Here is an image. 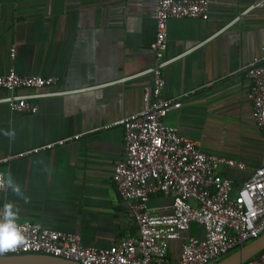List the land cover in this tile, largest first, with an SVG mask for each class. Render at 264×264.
<instances>
[{
	"label": "crops",
	"instance_id": "1",
	"mask_svg": "<svg viewBox=\"0 0 264 264\" xmlns=\"http://www.w3.org/2000/svg\"><path fill=\"white\" fill-rule=\"evenodd\" d=\"M212 0L206 20L167 21L163 98H178L165 122L204 152L241 160L245 170L222 167L234 190L263 163L264 130L247 97L244 66L264 45V4ZM156 0H0V74L54 76L57 92L38 100L34 114L12 112L0 101V174L10 172L29 198L0 190L18 222L73 232L86 246L110 247L136 233L118 194L113 167L124 151L117 120L139 110L155 62ZM14 56L11 57V49ZM0 89V98L7 95ZM112 124L103 128L104 125ZM5 131H14L9 138ZM70 142L34 151L48 142ZM151 207L168 210L170 196L153 195ZM192 222L185 235L202 236ZM183 240L170 243L176 260Z\"/></svg>",
	"mask_w": 264,
	"mask_h": 264
},
{
	"label": "built area",
	"instance_id": "2",
	"mask_svg": "<svg viewBox=\"0 0 264 264\" xmlns=\"http://www.w3.org/2000/svg\"><path fill=\"white\" fill-rule=\"evenodd\" d=\"M211 1L156 0L155 34L150 43L155 62L141 72L152 75V86L144 88L139 110L115 122L123 129L124 151L113 167L112 179L127 203L136 233H127L113 246L95 247L83 245L73 232L17 221L26 241L2 255L42 253L81 264H215L264 233V161L234 190L233 181L220 169L245 170L243 161L204 152L196 141L165 122L168 112L181 106L178 98L161 96L165 83L162 69L177 58L165 56L167 21L206 20ZM263 4L264 0H256L247 10ZM10 55L14 56V48ZM243 70L250 82L247 97L254 119L264 130V45ZM56 82L54 76L20 75L11 67L0 74V89L8 92L0 101L12 112L34 114L40 98L57 93L43 91ZM72 139L48 142L34 151ZM262 149L264 159V144ZM157 194L171 197L168 210L149 205L150 197ZM192 222L201 227V237L185 235ZM180 239L178 258L170 259V243ZM241 264H264V249Z\"/></svg>",
	"mask_w": 264,
	"mask_h": 264
},
{
	"label": "clouds",
	"instance_id": "3",
	"mask_svg": "<svg viewBox=\"0 0 264 264\" xmlns=\"http://www.w3.org/2000/svg\"><path fill=\"white\" fill-rule=\"evenodd\" d=\"M4 135L13 138L14 131H5ZM0 190H10L15 196L29 202V198L21 190L20 185L14 180L9 172L5 177L0 174ZM19 209L11 202H7L0 208V255L15 251L26 241V236L19 227L18 221Z\"/></svg>",
	"mask_w": 264,
	"mask_h": 264
},
{
	"label": "water",
	"instance_id": "4",
	"mask_svg": "<svg viewBox=\"0 0 264 264\" xmlns=\"http://www.w3.org/2000/svg\"><path fill=\"white\" fill-rule=\"evenodd\" d=\"M264 249V233L218 260L215 264H241ZM0 264H81L80 262L42 253L0 255Z\"/></svg>",
	"mask_w": 264,
	"mask_h": 264
},
{
	"label": "trees",
	"instance_id": "5",
	"mask_svg": "<svg viewBox=\"0 0 264 264\" xmlns=\"http://www.w3.org/2000/svg\"><path fill=\"white\" fill-rule=\"evenodd\" d=\"M261 251H262V250H261ZM261 251H260V252H261ZM260 252H259V253H260ZM257 254H258V253H257Z\"/></svg>",
	"mask_w": 264,
	"mask_h": 264
}]
</instances>
